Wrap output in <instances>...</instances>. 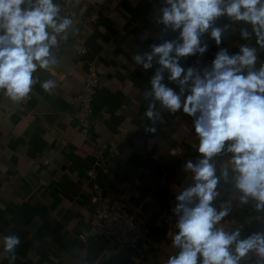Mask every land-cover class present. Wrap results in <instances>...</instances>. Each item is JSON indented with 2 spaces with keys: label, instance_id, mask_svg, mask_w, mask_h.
I'll return each mask as SVG.
<instances>
[{
  "label": "crops",
  "instance_id": "0c3cea01",
  "mask_svg": "<svg viewBox=\"0 0 264 264\" xmlns=\"http://www.w3.org/2000/svg\"><path fill=\"white\" fill-rule=\"evenodd\" d=\"M73 6L76 13L68 16L73 26L54 49L59 63L38 70L34 76L39 82L19 103L0 91V264H10L3 237L13 234L21 240L14 264H166L178 252L172 246L178 231L172 212L175 196L192 182L183 165L196 162L199 141L193 118L182 111L165 112L154 134L145 131L149 122L144 93L150 90L159 65L145 71L132 57L162 42L158 37L163 26L155 22L162 0H80ZM216 23L222 27L230 21L220 18ZM242 26L232 24L220 47L230 54L244 44L257 47L259 67L264 49L256 45L254 36L241 38ZM176 35L168 32L163 38ZM202 40L208 43L207 52L182 58L185 69L195 68L198 59L211 65L219 49L207 33ZM76 41L88 47L85 55L74 47ZM91 61L98 66L100 85L93 126L84 132L76 113ZM48 79L56 81L52 92H45L40 84ZM178 143L184 151L170 154V147ZM98 145H105L107 155L100 166L94 164ZM213 163L220 176L228 156H217ZM96 183L108 196L123 199L128 211L145 217V229L155 245L142 240L139 249L107 235L86 241L78 237L90 226ZM234 183L231 170L227 181L220 179L214 206L219 209L230 202L231 211L218 227L241 228L242 238L264 232V211L257 212L251 200L240 203ZM241 264H256L254 254Z\"/></svg>",
  "mask_w": 264,
  "mask_h": 264
},
{
  "label": "clouds",
  "instance_id": "9594fccd",
  "mask_svg": "<svg viewBox=\"0 0 264 264\" xmlns=\"http://www.w3.org/2000/svg\"><path fill=\"white\" fill-rule=\"evenodd\" d=\"M162 5L155 17L163 26L162 42L132 57L145 71L159 65L144 93L145 131L154 134L165 112L182 111L193 118L199 141L198 159L183 165L192 182L175 196L172 212L178 231L172 246L178 252L166 264H241L250 254L256 264H264V232L242 238L241 228L218 227L229 216L231 203L214 206L220 179L227 181L231 170L240 203L251 200L257 212L264 211V62L257 67V47L244 44L231 54L220 47L232 24L241 23V38L254 36L264 49V0H162ZM220 18L230 23L217 26ZM73 23L61 15L55 0H0V91L7 98L14 103L26 99L39 82L34 74L59 63L54 49L67 39ZM168 32L177 35L163 38ZM206 33L219 49L211 65L185 69L182 58L207 52L208 43L202 40ZM40 84L45 92L56 87L53 79ZM220 155L228 156V166L218 176L213 160ZM20 243L17 235L3 237L10 264Z\"/></svg>",
  "mask_w": 264,
  "mask_h": 264
},
{
  "label": "built area",
  "instance_id": "2783aa9c",
  "mask_svg": "<svg viewBox=\"0 0 264 264\" xmlns=\"http://www.w3.org/2000/svg\"><path fill=\"white\" fill-rule=\"evenodd\" d=\"M80 0H58L61 5V15L73 17L76 13L74 3ZM74 47L77 51L85 55L88 47L82 41H76ZM208 63L203 59H198L195 68L203 69ZM100 85V72L95 61L89 63L87 73L83 81V87L78 94V120L82 131L88 132L94 123V104L96 94ZM183 128L188 133L193 129L187 125ZM184 151L181 144H175L169 149L172 155H179ZM107 160L105 145H98L95 151L96 166L103 165ZM93 210L88 229L79 233L78 237L84 241L96 235H107L115 241L131 245L140 249V242L146 240L152 245L156 242L151 240L145 229V217L141 214L132 213L127 210L123 199L108 196L100 183L95 184V191L92 195Z\"/></svg>",
  "mask_w": 264,
  "mask_h": 264
}]
</instances>
